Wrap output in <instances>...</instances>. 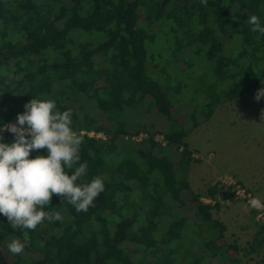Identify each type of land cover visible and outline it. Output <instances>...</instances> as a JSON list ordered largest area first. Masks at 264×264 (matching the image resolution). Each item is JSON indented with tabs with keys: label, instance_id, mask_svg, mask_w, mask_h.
Listing matches in <instances>:
<instances>
[{
	"label": "trees",
	"instance_id": "obj_1",
	"mask_svg": "<svg viewBox=\"0 0 264 264\" xmlns=\"http://www.w3.org/2000/svg\"><path fill=\"white\" fill-rule=\"evenodd\" d=\"M253 14L264 24V0H0V121L31 98L70 109L82 142L65 171L86 162L78 182L104 181L87 211L53 195L61 219L31 230L0 215V264H264V221L246 247L228 242L213 210L232 188L187 179L200 118L264 80Z\"/></svg>",
	"mask_w": 264,
	"mask_h": 264
},
{
	"label": "clouds",
	"instance_id": "obj_2",
	"mask_svg": "<svg viewBox=\"0 0 264 264\" xmlns=\"http://www.w3.org/2000/svg\"><path fill=\"white\" fill-rule=\"evenodd\" d=\"M251 30L264 35V24L256 15H250ZM264 97V87L257 90L255 99ZM71 110L57 109L52 99L31 98L16 114L15 121H0V215L7 218L13 229H34L43 221H58V212L46 210L53 195L61 197L79 211H87L94 199L104 190L100 176L87 183L79 178L86 173V162L80 161L81 137L72 127ZM12 134L5 142L3 134ZM44 149L45 154L30 157V152ZM250 208L264 209V200L252 196ZM26 240L12 239L7 250L20 254Z\"/></svg>",
	"mask_w": 264,
	"mask_h": 264
},
{
	"label": "rangeland",
	"instance_id": "obj_3",
	"mask_svg": "<svg viewBox=\"0 0 264 264\" xmlns=\"http://www.w3.org/2000/svg\"><path fill=\"white\" fill-rule=\"evenodd\" d=\"M262 87L264 80L239 99L220 104L209 121L200 118L199 126L188 137L198 159L190 164L187 177L195 192L204 193L209 184L226 177L264 200V97L254 98ZM146 138L148 134L141 132L133 140L141 142ZM154 139L166 146L161 134ZM219 205L213 214L226 224L227 241H237L240 247H246L256 231L254 211L234 197L220 199ZM239 257L250 264L259 259L256 255L243 257L242 253Z\"/></svg>",
	"mask_w": 264,
	"mask_h": 264
},
{
	"label": "built area",
	"instance_id": "obj_4",
	"mask_svg": "<svg viewBox=\"0 0 264 264\" xmlns=\"http://www.w3.org/2000/svg\"><path fill=\"white\" fill-rule=\"evenodd\" d=\"M94 133H91L90 136H94ZM97 137H102V134L96 135ZM218 183L220 185H223L225 187H231L232 189L230 192L227 193L225 197H234L242 200L244 203L247 204L248 206V200L252 197L255 196L251 192L248 191V189L244 188L241 184H238L237 181L231 179H228L226 177L220 178ZM216 183V184H218ZM204 202L206 203H214L213 201L209 199H203ZM249 207V206H248ZM250 208V207H249ZM252 211H254L256 215V219L260 222L264 221V209H256V208H250Z\"/></svg>",
	"mask_w": 264,
	"mask_h": 264
}]
</instances>
